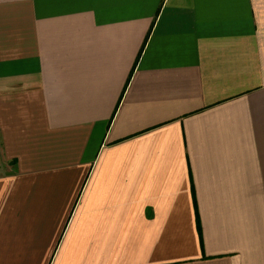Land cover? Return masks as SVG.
I'll return each mask as SVG.
<instances>
[{
    "label": "crops",
    "instance_id": "crops-1",
    "mask_svg": "<svg viewBox=\"0 0 264 264\" xmlns=\"http://www.w3.org/2000/svg\"><path fill=\"white\" fill-rule=\"evenodd\" d=\"M0 264H264V0H0Z\"/></svg>",
    "mask_w": 264,
    "mask_h": 264
}]
</instances>
